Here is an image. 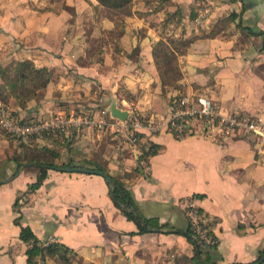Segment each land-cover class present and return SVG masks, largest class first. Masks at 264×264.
<instances>
[{
	"label": "crops",
	"instance_id": "obj_1",
	"mask_svg": "<svg viewBox=\"0 0 264 264\" xmlns=\"http://www.w3.org/2000/svg\"><path fill=\"white\" fill-rule=\"evenodd\" d=\"M132 7L120 17L96 0H0V65L30 59L52 72L25 106L11 96L8 105L30 121L56 114L80 121L58 129L66 145L36 134L39 145L57 149L52 166L24 161L20 138L0 132V264H30L34 238L68 249L67 261L47 255L37 264H195L196 247L185 235L190 209L213 240L196 252L199 264L201 257L205 264H264L259 136L198 118L179 137L140 129L130 143L94 124L112 121L103 111L112 94L119 106L157 119L181 93L264 122V0H133ZM202 8L208 13L197 17ZM231 11L234 21L205 35ZM169 36L193 39L178 56L182 78L162 85L151 49ZM95 163L128 187L152 230H139L122 212L112 179L56 168ZM22 227L33 237L22 239Z\"/></svg>",
	"mask_w": 264,
	"mask_h": 264
},
{
	"label": "trees",
	"instance_id": "obj_2",
	"mask_svg": "<svg viewBox=\"0 0 264 264\" xmlns=\"http://www.w3.org/2000/svg\"><path fill=\"white\" fill-rule=\"evenodd\" d=\"M99 5L105 6L108 9L114 10L122 16H128L134 13L133 0H96ZM237 14L231 11L227 16L220 17L216 20L213 27L205 34L206 36H215L220 31L226 28L230 22L234 21ZM240 25V23H239ZM193 38H176L166 37L159 38L152 46L151 54L152 59L157 70V74L162 85H173L183 74L178 63V56L186 52ZM264 49V45H263ZM52 72L47 67H38L30 59L12 60L8 63L0 65V100L3 102L8 101V98L13 97L16 102L25 106L26 102L33 99L38 93L47 85L51 78ZM22 121H30V119L22 118ZM42 138L48 139L53 143L67 144L68 137L64 136L63 131H43L39 134ZM38 135L32 134L27 139L20 138L21 149L24 154V161L28 163H44L48 166L57 165L55 157L58 153L55 147H50L46 144L39 145L36 141ZM157 148L153 146V151ZM148 151L147 153H152ZM70 162L66 163L68 165ZM97 169L104 170L99 164L95 163ZM44 170V167H41ZM105 171V170H104ZM41 178H37L36 182L30 185V188L36 187L40 183ZM111 191L113 192L117 204L121 208L126 217L134 221L139 230H143V226L139 220L140 214L136 203L128 189V187L118 179L112 177ZM138 213V214H137ZM144 218V217H143ZM186 236L192 241L195 239L198 246V252L201 255L202 246L198 242L192 228L190 218L187 217ZM144 221L150 225L149 219L144 218ZM20 237L28 240L33 237L28 227H22ZM68 249L58 242H50L46 245L34 238L26 250L27 260L30 264H37L39 258L45 256L62 258L68 260L66 253ZM194 263L199 264L196 260V252L193 256ZM202 263L205 264L204 259L201 257ZM92 264V263H89Z\"/></svg>",
	"mask_w": 264,
	"mask_h": 264
},
{
	"label": "built area",
	"instance_id": "obj_3",
	"mask_svg": "<svg viewBox=\"0 0 264 264\" xmlns=\"http://www.w3.org/2000/svg\"><path fill=\"white\" fill-rule=\"evenodd\" d=\"M203 14H206V10ZM124 103L126 102L124 101ZM127 109L128 114L123 120L111 117L112 121L94 122V124L107 128L114 135L123 137L124 141L134 143L137 140L135 134L137 130L146 129L153 133L165 128L175 137H179L187 131L186 124L202 118L224 130L243 129L251 131L259 136L264 144V122L260 118H251L246 114H238L232 111L222 112L209 96L181 93L171 101L168 115L157 119L143 118L131 106H128ZM103 111L108 112L106 108ZM21 119L13 109L0 100V129L13 136L24 137L39 134L48 129H64L80 122L75 116L65 117L59 114L53 115L49 119L34 121H22ZM86 121L90 122V119ZM91 123H93L92 120ZM187 214L198 242L201 245L211 244L213 242L212 237L202 226L196 211L190 209ZM51 240L53 239L50 238L49 241Z\"/></svg>",
	"mask_w": 264,
	"mask_h": 264
},
{
	"label": "water",
	"instance_id": "obj_4",
	"mask_svg": "<svg viewBox=\"0 0 264 264\" xmlns=\"http://www.w3.org/2000/svg\"><path fill=\"white\" fill-rule=\"evenodd\" d=\"M105 108H106V110L108 111V113L110 114L111 117L117 118V119H120V120L125 119L126 116H127V114H128V109L127 108H123V107H121V106H119L117 104V99H116V96L114 94L111 95L110 101L105 106ZM36 164L37 165H40V166H47V164H44V163H36ZM21 165H26V163H23ZM56 168L57 169H61V170H67V171H83V172L97 173V174H100V175L104 176L106 178V180H108V181H110L112 179L111 176L108 173H106L105 171H103L101 169L91 168V167L83 166V165L71 164L70 166H66V167L57 166ZM7 179H10V178H7ZM111 197L113 198V200L116 201V198H115L113 192H111ZM138 217H139V220H140L141 224L147 230H152V228H150L146 224V222L144 221V219L141 217L140 214H138ZM192 241H193V243H194V245L196 247L197 254H199L196 240L195 239H192Z\"/></svg>",
	"mask_w": 264,
	"mask_h": 264
},
{
	"label": "rangeland",
	"instance_id": "obj_5",
	"mask_svg": "<svg viewBox=\"0 0 264 264\" xmlns=\"http://www.w3.org/2000/svg\"><path fill=\"white\" fill-rule=\"evenodd\" d=\"M204 11H205L204 8L200 9V12L198 11L199 14L197 15V17H198V16H200V17H204V16L208 13V12H207L206 14H203ZM121 16H122V15L120 14V17H121ZM231 30L236 31V32H241V33H243V31H244L242 27L238 28L237 26H233V27L231 28ZM1 101H2V100H1ZM5 104L8 105V103H6V102H5ZM8 106H9V105H8ZM9 107H10V106H9ZM10 108L12 109V107H10ZM46 131L55 132V131H60V130H55V129H50V130H49V129H48V130H46ZM0 132L3 133L6 137H9V138H16V137L19 138V136H15V135L13 136L12 134H7V133L3 132L1 129H0ZM27 137H28V136H24V137L22 136L21 138H26V139H27Z\"/></svg>",
	"mask_w": 264,
	"mask_h": 264
}]
</instances>
